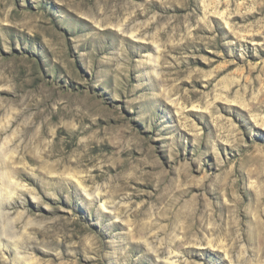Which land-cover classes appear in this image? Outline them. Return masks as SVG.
I'll use <instances>...</instances> for the list:
<instances>
[{
    "label": "rangeland",
    "instance_id": "rangeland-1",
    "mask_svg": "<svg viewBox=\"0 0 264 264\" xmlns=\"http://www.w3.org/2000/svg\"><path fill=\"white\" fill-rule=\"evenodd\" d=\"M7 176L0 264H264V0H0Z\"/></svg>",
    "mask_w": 264,
    "mask_h": 264
},
{
    "label": "bare ground",
    "instance_id": "bare-ground-1",
    "mask_svg": "<svg viewBox=\"0 0 264 264\" xmlns=\"http://www.w3.org/2000/svg\"><path fill=\"white\" fill-rule=\"evenodd\" d=\"M3 150L1 148V152H3ZM6 184H7V188L2 191V194H0V214H2V212H3L2 209L4 210V207H7L8 206V204L6 202H4V200L5 199L11 200L13 198V195H14V193H13L14 191L13 190L17 187L15 184H13L11 182V177H8ZM9 188H11V189H9ZM5 196H7V198H4ZM36 199L37 198L34 197V201ZM4 203H6V204H4ZM28 212H30V211H28ZM0 216H2V215H0ZM194 231H195V228L193 229V231H191V233L194 232ZM172 264H174V263H172Z\"/></svg>",
    "mask_w": 264,
    "mask_h": 264
}]
</instances>
